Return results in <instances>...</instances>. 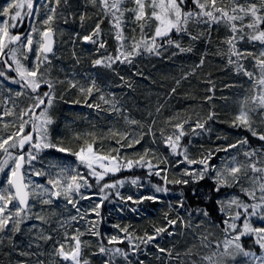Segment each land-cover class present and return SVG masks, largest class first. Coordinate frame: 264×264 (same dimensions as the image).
<instances>
[{
  "label": "snow or ice",
  "instance_id": "snow-or-ice-1",
  "mask_svg": "<svg viewBox=\"0 0 264 264\" xmlns=\"http://www.w3.org/2000/svg\"><path fill=\"white\" fill-rule=\"evenodd\" d=\"M84 4L85 8L90 6L95 10L97 20L85 34L75 33L72 42L74 45L77 41L92 44L98 53L105 50L104 55L92 60V66L113 71V65H131L136 57L145 54L159 57L169 48L179 53L191 52V44L182 43L184 37L190 42L203 39L210 44L213 29L224 28L227 35L220 40L215 54L226 59V66L236 75L246 77L249 83L231 126L244 128L252 137L264 142V131L257 130L264 126V0H84ZM69 7V0H5L0 4V92L4 93L0 99V247L7 241L18 256H36L35 264H91L84 253L93 246L92 241L83 239L91 236L97 238L92 255L102 257V264H118L121 260L123 264H133L130 257L141 253L161 233L174 235L167 227H158L154 234L139 236L129 231L130 226L118 224L113 227L123 236L99 231V221L103 219L100 208L110 195L137 205L159 199L154 194L136 200L130 195H121L119 189L126 182L138 185V178L106 180L122 170L139 167L147 168L150 176L163 180V185H151L155 193L167 194L169 184L183 185L190 188L196 201L214 203L219 214V223H216L207 207H189L182 190L180 199L174 205L169 204L170 211H176V218L166 212L165 220L169 227L179 223L199 244L193 243L183 253L175 254L172 249L156 245L157 259L166 258L168 264H264V143L252 147L244 137L236 143L203 150L198 158H193L189 152L191 140L184 144L183 138L210 132L211 128L206 126L217 114L214 111L206 116L194 113L196 119L193 120L191 114L182 117L177 113L165 119L159 133L170 156L177 157L176 166L186 165L179 178H169L168 157L159 155L156 150L145 148L142 153H134L135 159L122 156V149L140 144L145 135L156 142V118L145 132L140 121L124 115L121 99L95 77L81 83L75 77L60 80L52 76V61L59 58L56 44L64 35L58 21L62 20L65 25L69 17L75 21V13L65 15ZM91 19L87 11L81 12L80 27L84 28ZM105 21L109 26L108 35L115 41L114 52L107 51L108 43L101 27ZM193 26L199 31L194 33ZM244 43L250 48L239 47ZM72 55L79 63L75 51ZM205 56L206 53L202 54L199 63L176 80L177 86L203 66ZM119 79L131 87L123 76ZM5 81L17 85L18 89L7 87ZM206 82L211 87L204 99L211 102L215 84L211 80ZM63 84H67L65 91L76 89L88 107L115 113L137 128L133 131L109 128L107 135L115 140L117 147L107 150L102 143L106 136L94 132L74 133L75 140H83L75 151L64 145L63 138L54 141L51 134L56 123L53 109L57 101L63 99V94L57 95V86ZM175 92L176 87H173L171 93ZM94 96L95 101L87 103ZM21 97L27 99L26 106L19 103ZM161 107H157V114ZM185 125H188L187 130ZM165 126L172 131L166 132ZM47 150L70 153L78 163L72 166L49 159ZM220 152L226 154L219 157L220 163H211ZM161 164L166 166L161 167ZM206 178L212 182L207 192L198 187ZM93 188L98 191L92 192ZM81 200H89L92 207L82 209ZM61 205L64 212L60 211ZM69 205L75 214H64L69 211ZM181 209L187 218L180 214ZM91 214L97 219H88ZM195 217L203 219L194 223ZM206 222L210 228H219L222 238H210L216 237V233L204 227ZM18 234L27 235L28 248L35 247L38 251H18L14 243ZM245 237L251 238L248 246L243 243ZM40 241L45 244L52 241L51 251L46 254L47 262L39 258L45 255L39 251ZM125 242L127 248L119 246ZM197 248L209 250L208 254L202 255ZM5 255L10 256L11 252ZM9 264H29V261L9 260ZM136 264L144 262L137 259Z\"/></svg>",
  "mask_w": 264,
  "mask_h": 264
},
{
  "label": "trees",
  "instance_id": "trees-1",
  "mask_svg": "<svg viewBox=\"0 0 264 264\" xmlns=\"http://www.w3.org/2000/svg\"><path fill=\"white\" fill-rule=\"evenodd\" d=\"M69 5L70 7L65 9V15L75 13V21L73 22V18L69 17V23L66 25L64 24V31L66 32V38L68 39L69 46L66 47L65 50L62 49L60 51L59 59L57 61H55V59L52 61V76L54 78L66 80L75 77L81 83H86L88 77H95L103 86H108V91L114 92L121 99L124 115L128 116L130 119L140 121L144 127L147 128L153 118H156L157 122L154 127H157V125L163 123L169 116H173L177 113H186L189 110V106L192 104L188 99L184 100V96L190 97V95H197L204 98L209 95L207 89L211 87V85L206 81L202 83V80L200 79L201 73H208L207 75L210 76L209 80L216 81L215 96L211 102H207L209 108L208 112L214 111L217 114L219 109L223 110L226 114L224 116L226 123L231 124L233 116L239 110V101L246 94L245 89L249 88V83L246 77L236 75L230 67L226 66V59H223L215 54L217 45H219L220 40L224 38L222 36L223 33L220 32L222 28H219V30L213 29L211 34L212 42L210 44L206 43L203 39L190 42L187 37H184L182 43L184 46H189L191 44L193 49L191 52L179 53L175 48H169L162 56L159 57L145 54L136 57L135 61L131 65H113V71L103 67H93L92 60L99 58L98 53L94 52L92 49L87 51V49H89L87 43L77 41L74 45L72 42V38L75 33L79 32L83 35L87 32L86 24L84 28L80 27L79 14L87 11L88 15L92 16V28L97 20V17L94 15L95 10L90 6L85 8L84 0H69ZM101 27L105 31L104 39L107 40L108 47L111 52H114L115 41L108 35L109 26L107 21H105ZM191 30L195 33L199 31V28L193 26ZM81 44H86L87 48H80ZM221 47L223 46L221 45ZM243 48H250V45L247 44ZM73 51H75L76 57L81 59L83 63L80 64L76 62V58L72 55ZM173 52H177V54L172 55ZM205 53L206 56L203 66L197 69L194 75H190L188 79L181 80L180 85L177 86L176 80L180 79L184 73L189 72L194 65L198 64L201 59V55ZM248 66L251 67L250 64H248ZM120 76H123L125 81L131 84V87H128L127 84L121 81L119 79ZM116 85L121 86L117 87ZM173 87H176L175 93H171V89ZM65 89H67V84L57 86V95L59 96L60 94H63V99L58 100V105L55 111L58 123L56 120V127L54 126V128L56 139L57 135L60 138H63L64 145L71 147L73 151L78 150L80 144L83 143V140L77 141L73 138L74 133L85 134L94 132L99 134L101 131L104 136H107V130L109 128H116V124L120 127V122H125L120 116L117 119L118 116L115 113L88 107L87 104L83 102V96H81L76 89H70L67 91H65ZM76 100H80L81 103H74ZM94 101L95 96L90 98L87 103H93ZM160 106H162L161 112L160 114H157L156 109ZM220 123L222 122L215 119L212 121L211 126H213L215 130L222 132L223 129L218 126ZM126 126L128 128H136V125L127 124ZM228 129L240 136L243 134L244 137L248 138L251 146H260L264 143L259 141L257 138L252 137L251 133L244 128L228 126ZM145 132H147V129ZM148 136L150 135H147V137ZM195 138H197V142H199V135ZM152 146L154 147L153 142L149 137L148 140H141L140 144L134 145L132 148L122 149L121 153L132 159V156H130L132 152L133 154L141 153L145 148L150 149ZM153 149L158 153V149ZM47 156L49 159L55 158V160L60 163L72 166H75L78 163L75 156L70 153H59L55 150H47ZM168 158L169 161L167 166L169 167V178H179V175L176 176V174H174L173 176V170H176L177 172L179 167L175 164L176 157H172L168 153ZM211 163H220L218 155L211 161ZM165 166L166 165L164 164L161 165V167ZM117 176L127 178L128 180L138 178V185H142L144 188V193L140 194L137 189H130L124 186L120 189L121 195L125 197L133 195V200H136L142 196L154 194L158 196L159 199L156 201L145 200L141 204L137 205L132 201L122 202L114 194L110 195L109 200L105 201L100 208L101 217L103 218L99 221V231L101 234H118L123 236L124 234L121 233L118 228L113 227V225L117 224L121 227L130 226L129 231H134L135 234L139 236H144L145 233L154 234V229L158 227H167L168 231L174 233L172 236H169L167 232L161 233L160 236L152 242V244L148 245L147 249H144L138 255L130 257L133 264H136L137 259L142 260L144 264H168L166 258L157 259L158 252L154 244L156 241L161 243L162 248L172 249L173 254L176 252L183 253L186 250L182 249L179 251V248H189L193 243L196 244L197 241L193 240L191 233L188 230L182 229L179 223L175 226L169 227L167 225V221L165 220L164 214L166 212L169 213L171 218H176L177 213L175 210L170 211L169 204L171 203L174 205L175 202L180 199V193L182 190L187 198L189 207H207L212 215L213 221L219 223V214L216 212L215 204L212 202L205 204L202 200L196 201L191 196L190 188L186 186L169 184L167 187L170 191L167 194L155 193L151 185H163V180H161L160 183V180H158L156 175L150 176L146 168L122 170L115 176L107 178L106 180H115ZM211 185V180L206 178L204 181L200 182L198 187L207 192ZM96 191H98L96 188L92 190V192ZM94 199L96 198L94 197ZM79 207L82 209H88L92 207V203L89 200H81ZM68 209L69 211L65 212V215L75 214V210L71 208V205L68 206ZM133 209H137V211H133ZM60 211L64 212L62 205L60 207ZM180 214L187 218L183 209L180 210ZM88 219L96 220L97 218L95 214H91ZM201 219L203 218L195 217L193 222L196 223ZM29 223L38 224L39 222L29 221ZM52 227H56L55 221H53ZM204 227L216 233V237L210 238H222L219 228H210L207 222ZM83 239L92 241L93 246L85 249V254L91 258V264H102V257L99 255H92V252L96 250L97 238L85 236ZM14 243L17 245L18 251H38L35 247L31 249L28 248L29 237L27 235L18 234L14 239ZM39 243L41 244L39 251L45 253L44 256L39 258L47 262L48 256L46 254L51 251L52 241H49L47 244L43 241H40ZM243 243L245 246L250 245L251 238H243ZM119 246L127 248V243L125 242V244ZM149 251L152 252L151 255L148 253ZM9 252H11L10 256L5 255V253ZM36 259V256H18L16 252L12 251L7 241L4 246L0 247V264H9V260L13 262L17 260H27L29 261V264H35ZM118 264H123V261H119ZM173 264H175V262H173Z\"/></svg>",
  "mask_w": 264,
  "mask_h": 264
},
{
  "label": "rangeland",
  "instance_id": "rangeland-1",
  "mask_svg": "<svg viewBox=\"0 0 264 264\" xmlns=\"http://www.w3.org/2000/svg\"><path fill=\"white\" fill-rule=\"evenodd\" d=\"M5 2V0H0V4H3ZM91 20H88L87 22H86V25H87V28H86V31L88 32V31H90L91 30ZM58 24H59V26L61 27V28H63V29H65V26H64V24H63V21H58ZM220 32H222L223 33V37H225V35H227V33H226V30L224 29V28H222V30L220 31ZM67 37V35H66V32L64 31V35L62 36V37H59L58 38V42H57V44H56V51H57V56L59 57V54H60V51L62 50V49H66V47H68L69 46V44H68V39L66 38ZM81 42V41H80ZM88 44V46H89V49H87V51L88 50H93L94 52H96V46H94V45H92V44H89V43H87ZM247 45V43H244V44H241V45H239V47H241V48H243L244 46H246ZM80 48H87L86 47V44H81L80 45ZM107 51L108 52H111V50H110V48L109 47H107ZM217 51V50H216ZM81 53H83V52H81ZM96 53H98V52H96ZM216 53V52H215ZM84 54V53H83ZM105 54V50H100V52L98 53V55L99 56H101V55H104ZM85 55V54H84ZM217 56H219V55H217ZM59 59V58H58ZM58 59H55V61H57ZM206 59H207V57H206ZM80 60V64L81 63H83V61L81 60V59H79ZM201 73V72H200ZM206 73V72H205ZM208 74V73H207ZM207 74H203V73H201V77H200V79L202 80L201 82L202 83H204L205 81H207V80H209L210 79V76L209 75H207ZM84 75H86V74H84ZM214 84H216V81H212ZM4 84L7 86V87H11V88H13V89H18V86L17 85H15V84H9L7 81H5L4 82ZM202 93V92H201ZM3 95H4V93H2V92H0V99H2V97H3ZM184 100L185 99H188L189 101H190V103L192 104V105H190L189 106V110L186 112V113H183V114H180V116H182V117H184V116H186V115H192V119L193 120H195L196 119V115L194 114V113H199L201 116H206L207 115V113H208V110H209V108H208V104H207V102L208 101H206L203 97H199V96H197V95H194V96H191L190 95V97H186V96H184V98H183ZM19 103L21 104V106H26L27 105V103H28V101H27V99L26 98H24V97H21L20 98V101H19ZM57 105H58V101H57V103H56V105H55V107H54V109H53V115H54V117H55V119L57 120V114H56V108H57ZM223 106H225V105H223ZM228 106V105H227ZM218 107V106H217ZM0 110H2V109H0ZM220 110V109H219ZM217 111V116H216V119L218 120V121H221L222 123H220L218 126H220L222 129H223V131L222 132H220V131H217V130H215L214 128H213V126H211V124H212V121H209L208 122V125H207V127H210L211 128V131L210 132H207V133H203L202 135H199V137H200V140H199V142H197V138H195V137H193V136H185L184 138H183V141H182V143H184V144H188V142H189V140H191V144L189 145V152H190V154H191V156L193 157V158H198L199 157V155H200V153H201V151H203V150H207V149H214L217 145H227V144H231V143H236V141L237 140H240V139H242V138H244V136H243V134H241V136L240 135H238L237 133H233V132H231L229 129H228V126H231V124H227L226 123V119L224 118V116L226 115L225 113H224V111L223 110H220V111ZM119 118V116L117 117V119ZM6 119H11V118H6ZM57 123H58V120H57ZM127 125V123L126 122H120V127H119V125L117 126V124L115 125V127L116 128H118V129H121V130H125V129H127V130H129V131H133V130H135L136 128H137V126H136V128H132V127H127L126 126ZM54 126L56 127V123L52 126V129H51V134H52V137H53V140L55 141V140H57V139H59L60 137L57 135V139H56V135H55V128H54ZM162 126H164V122L163 123H161V124H159V125H157V127H155V131H156V142L155 143H153V145H154V147L152 146L150 149H153V148H156V149H158V153H159V155H162V156H164V157H168V153H169V150L166 148V150H165V147H164V144L162 143V141H161V139H160V133H159V129H160V127H162ZM144 130L143 131H146V129L147 128H143ZM185 129L187 130L188 129V125H185ZM258 131H264V126H260V127H258V129H257ZM165 131L166 132H171L172 131V129L170 128V127H166L165 126ZM199 131V130H198ZM107 133H108V130H107ZM98 136H104L103 135V133L100 131V133L99 134H97ZM222 137L221 139H217V137ZM151 138V140H152V137L151 136H148L147 137V135H145L144 136V138L142 139V140H148V138ZM90 139V138H89ZM219 141V142H218ZM221 141V142H220ZM217 142V143H216ZM103 148H104V150H107L109 147H117V145L115 144V140H113L110 136H106V138L103 140ZM206 143V144H205ZM216 143V144H215ZM72 144V143H71ZM261 146V145H260ZM260 146H252V147H260ZM154 150V149H153ZM168 150V151H167ZM232 151H235V150H232ZM143 152V151H142ZM141 152V153H142ZM114 154V153H113ZM121 155L122 156H125L124 154H122L121 153ZM218 155V158L219 157H223V156H225L226 154L225 153H223V152H220V153H218L217 154ZM130 156H132V159H135L136 157H135V155L133 154V152L130 154ZM127 158H130V157H127ZM243 157H241V159H242ZM176 159H177V157H176ZM168 161H169V158H168ZM154 163H155V161H153ZM162 165V164H161ZM160 165V166H161ZM39 166V165H38ZM184 167H186V165H179V167H178V170H177V172H176V170H173V176H174V174H176V176L177 175H180V173H181V170L184 168ZM192 167H198V165H193ZM134 168H136V169H143V168H139V167H134ZM147 169V168H146ZM147 172H148V169H147ZM176 172V173H175ZM163 175V174H162ZM110 177H112V176H109V177H107V178H110ZM106 178V179H107ZM116 179H126V180H128L127 178H121V177H119V176H117L116 178H115V180ZM158 180H160V183H161V178L160 177H158ZM110 181V180H109ZM128 181H130V180H128ZM158 185H161V184H158ZM124 186H126V187H128V188H130V189H132V188H134V189H137V191L140 193V194H143L144 193V188H143V186L142 185H132L130 182H126L125 183V185ZM123 186V187H124ZM95 188H93L92 190H94ZM121 189V188H120ZM120 189H119V191H120ZM91 190V191H92ZM109 191V190H108ZM110 192V191H109ZM87 194V193H86ZM132 197H133V195H131ZM134 198V197H133ZM155 246L156 245H158L159 247H161V243L159 242V241H156L155 243ZM196 244L198 245L199 244V242L197 241L196 242ZM148 248V246L146 247V248H144V249H147ZM156 249H157V247H156ZM182 249H187V248H179V251L180 250H182ZM197 250H199L200 251V253L202 254V255H204V254H208V251L209 250H207V249H198L197 248ZM150 255L152 254V252L151 251H149L148 252ZM85 254V253H84ZM159 255H163V254H159ZM85 257H87L89 260L91 259L89 256H87L86 254H85ZM146 264H148V263H146Z\"/></svg>",
  "mask_w": 264,
  "mask_h": 264
},
{
  "label": "flooded vegetation",
  "instance_id": "flooded-vegetation-1",
  "mask_svg": "<svg viewBox=\"0 0 264 264\" xmlns=\"http://www.w3.org/2000/svg\"><path fill=\"white\" fill-rule=\"evenodd\" d=\"M12 75H14V74H12Z\"/></svg>",
  "mask_w": 264,
  "mask_h": 264
}]
</instances>
